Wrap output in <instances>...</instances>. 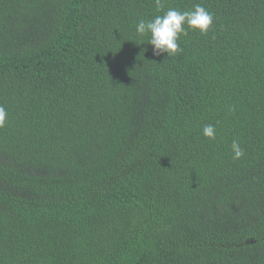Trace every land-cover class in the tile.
<instances>
[{
    "label": "trees",
    "instance_id": "1",
    "mask_svg": "<svg viewBox=\"0 0 264 264\" xmlns=\"http://www.w3.org/2000/svg\"><path fill=\"white\" fill-rule=\"evenodd\" d=\"M160 4L0 0V264H264V0Z\"/></svg>",
    "mask_w": 264,
    "mask_h": 264
},
{
    "label": "clouds",
    "instance_id": "2",
    "mask_svg": "<svg viewBox=\"0 0 264 264\" xmlns=\"http://www.w3.org/2000/svg\"><path fill=\"white\" fill-rule=\"evenodd\" d=\"M159 7H162L160 0H157ZM214 22V14L208 11L202 4L193 5L192 10L181 11L176 8H169L163 15H157L153 19H139L136 25L138 37H148V43L153 46L155 55L166 53L167 56H174L182 51L179 46L181 35H187V30L199 31L207 34ZM7 111L0 106V128L4 127L7 120ZM203 135L207 138H216V129L212 124L203 127ZM233 159H240L244 150L237 140H233Z\"/></svg>",
    "mask_w": 264,
    "mask_h": 264
}]
</instances>
